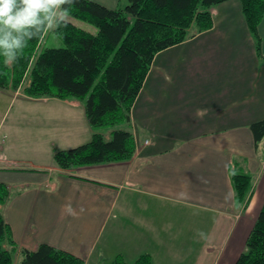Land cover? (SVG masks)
<instances>
[{"label":"crops","instance_id":"obj_1","mask_svg":"<svg viewBox=\"0 0 264 264\" xmlns=\"http://www.w3.org/2000/svg\"><path fill=\"white\" fill-rule=\"evenodd\" d=\"M211 12L210 29L156 53L131 110L130 160L59 168L55 150L95 132L84 102L0 90L21 96L32 119L22 135L0 123L9 192L0 211L19 249L47 243L85 264L143 253L153 264L236 262L264 205V141L257 147L251 130L264 119V18L259 54L241 0ZM112 130L100 129L106 138ZM235 168L253 177L246 205L235 198Z\"/></svg>","mask_w":264,"mask_h":264},{"label":"trees","instance_id":"obj_2","mask_svg":"<svg viewBox=\"0 0 264 264\" xmlns=\"http://www.w3.org/2000/svg\"><path fill=\"white\" fill-rule=\"evenodd\" d=\"M227 0H128L116 8L95 0H75L69 14L97 27L89 32L71 21L54 33L64 46L39 51L45 32L28 41L12 64L0 56V88L17 90L29 74L24 88L27 96L75 98L84 102L85 113L95 129L92 138L68 149H56L59 168L130 160L136 154V141L130 130L131 110L150 71L157 52L188 40L213 26L211 9ZM242 10L257 42L264 18V0H241ZM125 125L126 127H121ZM113 128L110 138L100 129ZM255 143L264 141V119L254 122ZM237 203H248L253 177L240 168L232 170ZM9 192L0 183V204ZM85 264L68 251L42 243L37 249L20 248L0 211V264ZM153 264L149 253L129 262L117 255L109 263ZM234 264H264V205L246 240L245 250Z\"/></svg>","mask_w":264,"mask_h":264},{"label":"clouds","instance_id":"obj_3","mask_svg":"<svg viewBox=\"0 0 264 264\" xmlns=\"http://www.w3.org/2000/svg\"><path fill=\"white\" fill-rule=\"evenodd\" d=\"M75 0H0V56L12 65L28 41L67 23ZM71 212V208H68Z\"/></svg>","mask_w":264,"mask_h":264},{"label":"rangeland","instance_id":"obj_4","mask_svg":"<svg viewBox=\"0 0 264 264\" xmlns=\"http://www.w3.org/2000/svg\"><path fill=\"white\" fill-rule=\"evenodd\" d=\"M128 3V0H121L119 6L126 5ZM67 20L71 21L75 25L89 31L92 33H97L98 29L96 26L93 24L75 18L72 15L69 14ZM64 46L63 41L56 36L54 31H46L45 35L42 39L39 51L44 50L45 48L48 47H60ZM24 83L21 85L20 88L17 90H12L11 88L4 89L0 88V90H6L9 91L10 93H16V94H24V88L29 82V74L25 76ZM27 105L24 100L22 99L21 96L16 97L13 99V96L7 95V96H2L0 95V123L2 122V126L5 130H7L9 127L14 126V130L16 134L22 135L25 132L26 125L32 120L31 116L28 112L21 110L23 106ZM11 133V132H10ZM11 139V137H10ZM44 142L41 141V144ZM26 147L22 145L17 146V149L21 151L22 149H25ZM5 151L4 153L8 152V145L4 147ZM22 152V151H21ZM19 156L25 157V158H30L31 154L29 153H22ZM18 254L15 255L14 258V264H18L19 260L21 259V255L17 256Z\"/></svg>","mask_w":264,"mask_h":264}]
</instances>
